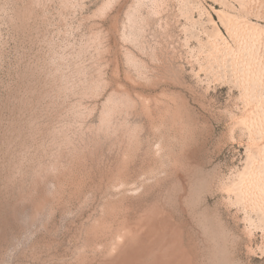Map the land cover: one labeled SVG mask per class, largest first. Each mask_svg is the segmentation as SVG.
I'll list each match as a JSON object with an SVG mask.
<instances>
[{
	"label": "rangeland",
	"instance_id": "1",
	"mask_svg": "<svg viewBox=\"0 0 264 264\" xmlns=\"http://www.w3.org/2000/svg\"><path fill=\"white\" fill-rule=\"evenodd\" d=\"M0 264H264V0H0Z\"/></svg>",
	"mask_w": 264,
	"mask_h": 264
}]
</instances>
